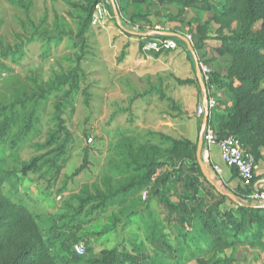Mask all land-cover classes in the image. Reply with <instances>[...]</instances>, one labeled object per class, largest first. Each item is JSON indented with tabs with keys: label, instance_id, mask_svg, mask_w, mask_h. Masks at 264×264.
Returning a JSON list of instances; mask_svg holds the SVG:
<instances>
[{
	"label": "rangeland",
	"instance_id": "1",
	"mask_svg": "<svg viewBox=\"0 0 264 264\" xmlns=\"http://www.w3.org/2000/svg\"><path fill=\"white\" fill-rule=\"evenodd\" d=\"M108 2L113 9L112 0ZM115 2L124 8L125 17L132 14L130 10L134 5L130 0ZM88 3L89 0H0V109L16 97L29 93L33 89V79L48 82L71 65L74 50L69 36H64L59 45L48 44L42 39L58 36L60 32L76 34L79 17L85 14ZM169 7L171 11L176 6ZM147 9H152L154 14L159 11L156 5H148L142 12L146 13ZM192 17L194 14L189 11L180 21V34H192V26L189 25ZM172 21L164 12L154 16L152 23H136L142 29L158 26L173 31L177 28ZM107 26V29L92 28L87 35V54L81 65L85 71L82 90L87 88L89 104L85 103V97L80 93L64 110L63 117L70 131V139L64 155L57 161V175L54 168L48 169L47 166L38 172L30 170L22 183L7 184L5 193L13 201L33 211L43 228L53 226L54 234L59 232L73 243L85 244L89 257L98 255L104 249H144L151 255L149 260H155L154 264H196L198 256L208 250L199 223L187 227L184 230L186 235L179 234L177 228L167 222L157 197L149 189L146 197L143 191L113 196L114 190L125 181V177L115 171L120 164L119 145L138 147L152 142L166 148L167 145L152 136V132L184 138L187 131L195 130L197 117L194 113L184 117L165 114L171 110L170 106H175V101L172 99L168 104L164 95V91H167L190 99L189 92L178 90L191 85L182 86L177 80L195 78L193 53L186 49L178 50L169 58L161 57L135 68L132 62L141 56L136 41L131 59L121 50H115L105 62V39L117 45V40L125 35L113 20ZM113 34L115 38L111 36ZM18 45H21L25 55L21 60H16L18 56L12 58L10 55ZM47 47L51 50L50 55L43 58ZM158 89H161L162 97ZM55 101L56 95L53 94L48 101L40 103L34 130L24 141L13 145L11 139L26 113L21 107L17 108L18 124L4 141H0V154L7 158L10 167L22 169L24 163L35 158L40 162L55 157L57 146L42 147L56 128L53 119ZM167 123L174 125L171 127ZM194 133L195 141L198 132ZM90 137L92 142L88 141ZM87 150L94 164L92 172L71 181L70 176L80 166ZM212 180L215 182L214 176ZM215 184L225 190L218 182ZM88 196H97L98 199L81 207L82 199ZM99 197L105 198V201ZM171 245L174 248L172 260L159 258L157 249ZM52 248L57 252L54 246ZM179 251L182 257L180 261L176 258ZM228 253L237 259L238 264L264 263L258 254L261 250L238 247Z\"/></svg>",
	"mask_w": 264,
	"mask_h": 264
},
{
	"label": "trees",
	"instance_id": "2",
	"mask_svg": "<svg viewBox=\"0 0 264 264\" xmlns=\"http://www.w3.org/2000/svg\"><path fill=\"white\" fill-rule=\"evenodd\" d=\"M106 1L109 0H89L85 14L79 17L76 34L60 32L57 33L58 36L42 39L48 44L59 45L64 36H69L68 40L74 50V56L70 58L71 65L48 82L33 79V89L29 93L16 97L0 109V141H4L18 124L17 108L21 107L26 111L11 139L12 144L16 145L34 130L40 103L48 101L53 94L56 95L53 116L56 128L42 145L43 148L57 146L55 157L40 162L35 158L24 163L22 169H17L10 167L7 158L0 154V264L155 263V260H149L151 255L144 249H104L98 255L89 257L84 244L85 253L79 255L73 250L75 243L72 240L63 238L59 232L54 234L53 226L43 228L33 211L24 204L13 201L4 190L7 184L11 186L22 183L30 170L38 172L47 166L48 169L54 168L57 175V161L64 155L70 139V131L63 117L64 110L71 106L80 93L85 97V103L89 104L88 90H82L85 71L81 64L87 54V35L92 27L94 7L97 3ZM130 3L142 9L129 17H125L124 8L117 3L122 19L129 25H139L137 21L152 23L153 16L164 12L173 21L183 20L189 11L194 13L195 17L189 25L192 26L191 33L197 53L210 38L211 25L214 23L218 26L217 39L222 45L216 52L220 57L230 59L227 75L221 82L232 97L233 106L225 115L222 126L215 130L219 139L230 135L238 137L255 163L260 160L264 150V0H130ZM148 5H156L159 11L154 14L152 9H147L143 13L142 10L145 6L148 8ZM172 5L178 7L176 13L169 10ZM108 8L114 23L119 27L110 3ZM205 13L210 14L207 21H203ZM258 24L260 26L257 28ZM178 31L175 29L171 32L179 33ZM126 32L133 37L132 33ZM155 37L174 38L188 51L185 42L176 37L152 35L137 38H141L143 44L146 39ZM50 51L47 47L43 58L48 57ZM10 55L12 58L18 56L16 60L25 56L21 45ZM193 71L195 72V66ZM210 79L213 80L212 72ZM177 82L182 86L195 85L201 91L197 77L178 79ZM212 117L213 113L209 121L213 126ZM151 135L158 137L167 147L163 148L152 142L138 147L132 144L119 145L117 150L120 164L115 171L125 177V181L114 190L113 196L130 195L134 191L149 189L157 197L167 222L174 225L179 234L186 235L184 230L187 227L199 223L208 250L198 256L196 264H238L237 259L228 253L230 250L245 246L264 250V207L253 203L249 198L254 187L262 189L256 182V174L254 187L241 185L232 190L222 186L225 190L221 189L214 181H208L202 173L197 157L198 140L176 138L162 132H152ZM89 154V150L84 151L80 166L70 176L71 181L82 177L86 172H92L94 164ZM227 193L234 194L237 201ZM97 199V196H88L82 199L81 207ZM102 200L105 201V198ZM72 238L75 239V236ZM53 246L57 252L53 250ZM177 246L180 247V244ZM173 252L172 245L157 249L158 257L168 258V261L172 260ZM176 258L178 261L182 259L180 251Z\"/></svg>",
	"mask_w": 264,
	"mask_h": 264
},
{
	"label": "crops",
	"instance_id": "3",
	"mask_svg": "<svg viewBox=\"0 0 264 264\" xmlns=\"http://www.w3.org/2000/svg\"><path fill=\"white\" fill-rule=\"evenodd\" d=\"M140 9H142V7L134 5L133 9L130 10V12H132V14H135ZM177 11H178V7H174V8L172 7L171 8L172 13H176ZM194 17H195V14H194ZM194 17H192V19H194ZM153 18H154V16H153ZM209 18H210V14L205 13L203 15V21H207ZM180 21H182V20L179 19L176 21H172L173 26L176 27L177 29H179L178 27H180V25H182ZM152 22H153V20H152ZM107 27H109V26H106L105 29H107ZM92 28L95 29V28H99V27L92 26L90 28V31L92 30ZM217 28H218V26L216 24L213 23L211 25V28H210L211 31L209 33L210 38L208 40H206L204 47L200 50L199 55H198L200 64L207 65L211 69V72L213 74V80L210 81L209 84L207 83L206 87L208 89H212L213 95L216 97V99L218 101V105H217L216 109L212 112L213 113L212 121H213L214 128H218V127L222 126L225 115L230 111V109L233 106L232 97L230 96L229 92L225 88L224 84L221 82V80H223V78L227 75L228 67L230 64V59L228 57H220L216 52V50L222 45L221 41L217 39V34H216ZM161 32L162 33L163 32H171V29L165 28V29H162ZM124 33H125V35L117 40L119 42L117 45L115 44V42L113 43L111 40H109L107 38L105 39V62L107 61L109 55H111V53H114L115 50H118V51L121 50V52H123V54H125L127 56L129 55L128 57H129V59H131L133 52L135 51L134 47H135L136 43H134V42H136V41H138L137 46L139 48V56H140V54H141V56L140 57L138 56L139 58L136 57L137 59L135 58L132 62L135 68L141 67L144 63H146L148 61L158 60L161 57L162 58L163 57L169 58V56L173 55V53L177 52L178 50H184L185 49L183 47V45L179 44V48L175 51L159 53V55L156 54L152 57L145 58V56H143L141 53V45H142L141 42H142L143 37H142V39L137 38L140 36H136V35H133V37H131L127 34V32L124 31ZM111 36L114 37L116 35L113 34ZM109 37H110V35H109ZM125 38H127V40H125ZM114 41H116V39ZM186 47L188 49L187 44H186ZM188 51H189V49H188ZM140 58H143V62H141V63L138 62V60ZM175 58H176V56H175ZM194 64H195V61H194ZM171 66H172V64H171ZM131 69H132V67H131ZM131 69H129V70L131 71ZM194 74H195V77H197L196 68H195ZM189 78H191V77H189ZM194 86L195 85H191L187 89L184 87H181L178 90L179 92H186V93L189 92L190 99H187V98L184 99L183 98L184 95H181L180 93L173 95V94L168 93L167 91H164V95L167 96V97H165V101L170 102L169 98H171L175 101V106H173V107L170 106L171 110H169L168 112L166 111L165 114L170 113V114H174L175 116H180V115L182 116L183 115L182 117H184V116L190 115V113H194V115L197 117V123L195 126V130L187 131L186 138L193 140V138H195L194 131H196V132H198V134L196 136V140L199 141V138L202 137L201 129H202V125H203L204 115L202 117H199L196 114V110H197L199 105L204 104L206 93L203 92V90L199 91L198 88H195ZM158 90H159L158 91L159 95H161V97H162L161 89H158ZM169 102H168V104H169ZM184 102L186 104H184V106H183ZM180 106H182V108ZM172 110L175 112H173ZM214 122L216 124H214ZM167 124L170 125L171 127L174 125L173 123H167ZM202 158H203V161L205 162L211 176H212V174L214 175L215 182H218L221 186L228 187L232 190L236 189L242 185L237 171L233 167H230L226 163H224V161L222 159L221 147L219 145H213V146L209 147V146H206L204 144L203 151H202ZM215 165L219 166L218 172L214 171ZM255 174H256V182L258 183V186H260L264 189V150L262 151L261 159L255 163ZM245 248L250 249L251 251L252 250L253 251L254 250H261V249H253L250 246H245ZM258 254H260L262 256V260L264 262V250H261V253H258ZM260 264H262V262Z\"/></svg>",
	"mask_w": 264,
	"mask_h": 264
},
{
	"label": "built area",
	"instance_id": "4",
	"mask_svg": "<svg viewBox=\"0 0 264 264\" xmlns=\"http://www.w3.org/2000/svg\"><path fill=\"white\" fill-rule=\"evenodd\" d=\"M109 2H99L94 7V12L92 16V26L105 28L113 20V15L111 14L110 9L108 8ZM119 27L123 31L129 32H141L146 33L148 36L160 35L161 27H145L142 29L140 25H129L127 21H124L121 17L120 22L118 23ZM129 26V27H128ZM183 35V34H182ZM147 36V37H148ZM186 39L194 45V37L192 34H184ZM179 48V43L174 38H162L155 37L151 40L146 39L141 45V53L145 58L152 57L158 53L175 51ZM139 63L143 62V58L138 60ZM202 79L205 84H209L211 79V69L207 65L200 64ZM207 100L204 104L198 106L196 114L199 117H202L209 111L211 116L212 112L216 109L218 101L213 95L212 89L206 90ZM202 138L206 146L219 145L221 147L222 159L224 163L228 166L236 169L239 179L243 187H254L255 180V161L250 153H248L242 145L241 140L234 136L230 135L226 138L219 139L215 128L209 123L206 125L204 132L202 133ZM89 142H92L93 139L90 137ZM214 171H219V166H214ZM254 192L250 195V199L255 204L264 205V189L254 187ZM144 197L148 190L143 191ZM73 250L79 254L83 255L85 253V246L82 242L75 243L73 245Z\"/></svg>",
	"mask_w": 264,
	"mask_h": 264
},
{
	"label": "water",
	"instance_id": "5",
	"mask_svg": "<svg viewBox=\"0 0 264 264\" xmlns=\"http://www.w3.org/2000/svg\"><path fill=\"white\" fill-rule=\"evenodd\" d=\"M112 4H113V11H114V15H115L116 21H117V23H119L120 19H121V15H120V12H119V9H118V6H117L115 0H112ZM130 33H132L133 35H136V36H140V37H147L148 36V34H146V33H136V32H130ZM160 35L168 36V37H176V38L181 39L182 41H184L187 44L188 49L193 53V58H194V61H195L196 73H197V77H198V80H199V84H200L201 90H203V92L206 93L207 87H206L205 82L202 79V73H201V66H200L199 57H198V55H197V53L195 51V48L192 45V43H190L186 39V37L184 35L180 34V33H175V32H163L162 33L161 32ZM206 100H207V96H205V101ZM209 121H210V114H209V111H207V113L204 115L203 125H202V129H201V134L204 132L206 125L209 124ZM203 147H204V141H203V138L200 137L199 141H198V150H197L198 161H199L202 173L205 176V178L208 181L213 182L212 176H211V174H210V172H209V170H208V168H207V166H206V164H205V162L203 161V158H202ZM227 195L230 198H232L234 201H237V199L234 196V194L227 193ZM262 207H264V205Z\"/></svg>",
	"mask_w": 264,
	"mask_h": 264
}]
</instances>
